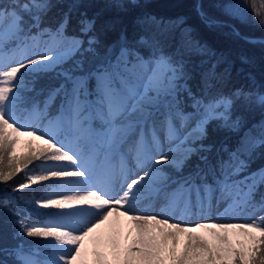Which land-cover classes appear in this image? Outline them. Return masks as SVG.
I'll return each mask as SVG.
<instances>
[{
	"label": "snow or ice",
	"instance_id": "6c2138e0",
	"mask_svg": "<svg viewBox=\"0 0 264 264\" xmlns=\"http://www.w3.org/2000/svg\"><path fill=\"white\" fill-rule=\"evenodd\" d=\"M52 6L50 0L0 4V183L6 184L19 170L18 135L27 134L43 141L39 148L30 146L33 156L42 157V172L26 173L27 182L11 191L52 178L62 180L60 186L66 189L57 198L32 201L40 208L61 210L48 213L49 223L36 226L23 217L16 219L20 236L51 238L45 245L46 259H35L21 245L14 250L16 264H89L85 240L112 217L131 221L135 231L127 246L113 240L115 264H264V215L247 223L169 222V213L177 207L185 212L203 210L221 200H231L230 207L250 205L258 186L264 185V169L236 179L247 168L241 155L264 146V123L258 130L254 126L255 135L246 134L242 149L229 153L228 159L218 156L215 164L207 155L212 147L203 143L212 120L221 121L220 127L238 128L239 118L231 119L234 101L252 94L242 89L231 95L214 92L213 81L220 79L215 64L200 73L202 87L194 93L184 53L204 54L206 48L192 41L187 29L183 30L187 39L176 52L166 50V29H161L133 44L122 36L119 51L110 48L87 72L82 60L65 69L63 65L77 53L95 56L99 40L95 21L89 19L80 21L79 31L86 39L68 36L69 13L54 29L44 26ZM246 7L243 0H236L226 11L245 19ZM172 23L179 27L183 21ZM259 23L264 26V19ZM141 48L149 49L147 57ZM53 72L63 78L58 88L44 100L27 95L34 92L32 78ZM57 97L61 102L52 114L49 108ZM257 100L264 106V94ZM37 122H47V127L41 129ZM193 156L203 166L197 163L188 176L171 181L178 186L169 193L165 167L179 171ZM31 158L24 161L25 167ZM5 161L11 169L7 173ZM143 196L163 197L161 214H137ZM8 205V198L0 200V207L11 211ZM260 206L264 209V195ZM198 232H207L215 243ZM234 234L247 243L237 247ZM181 235L187 242L178 251ZM93 255L94 264H112L101 251Z\"/></svg>",
	"mask_w": 264,
	"mask_h": 264
},
{
	"label": "trees",
	"instance_id": "16d2710c",
	"mask_svg": "<svg viewBox=\"0 0 264 264\" xmlns=\"http://www.w3.org/2000/svg\"><path fill=\"white\" fill-rule=\"evenodd\" d=\"M198 1H200L203 15L197 9ZM10 2L11 0H0V4ZM243 2L247 5L243 9L245 19L236 18L226 11V6L236 3V0H50L53 6L44 18V26L54 29L63 20L64 14L69 13L66 34L86 39L79 31L80 21L82 19L95 21L94 33L99 40V44L95 45L96 55L84 53L81 57L77 53L75 56L83 61L84 72L99 63V58L103 57L110 48L118 52L122 36L133 44L142 35L148 36L166 29V50L176 52L182 40L187 39L183 35V30L187 29L191 40L206 48L204 54L184 53L192 74V79L189 81L192 91L199 92L202 87L200 73L215 64L216 73L220 79L218 82L213 81L214 92L222 91L225 95H231L237 89H242L252 94L247 100L241 98L234 101L231 119L239 118L238 128L220 127L222 122L217 120L209 122L207 138L203 143L212 147V151L207 155L215 164L218 156L228 159L229 153L242 149L246 134L252 132L255 135L254 126L258 130L259 125L264 123V106H261L257 100L258 94H264V43H253L244 38L264 39V26L259 23L261 19H264V0H243ZM180 20L183 23L179 27H174L172 22ZM207 20L212 23L208 24ZM235 30H238L237 34ZM84 47H87L86 43ZM140 51L145 57L149 55L147 48H141ZM75 57L66 64V67H74ZM76 74H80L79 69ZM32 79L31 86L34 92L27 95L38 100H44L50 90L58 88L63 82V78L54 72ZM60 102V97H57L50 106L49 112L55 114ZM44 124L45 122H42L40 126ZM225 149L227 151H224ZM30 156L32 158L27 165L33 164L37 170L38 163H42V157L33 156L29 149L28 152L16 155L20 161L19 170L13 172L12 178L6 184L0 183V200L8 198V207L11 209L9 211L0 207V264H16L14 250L21 245L27 252L36 250L37 260H43L49 251L45 245L50 243L51 238L46 240L39 237L20 236L19 225L15 222L16 219L23 217L28 223L36 226L49 223L46 215L30 211L27 204L20 199V194L25 191H34L33 193L39 196L50 187L51 183H56L55 179L37 181L29 188L20 189L16 193L11 191L16 185L27 182L26 173L22 168L25 167L24 161ZM241 159L245 161L247 168L236 177L238 180L264 168V146H257L250 155L243 153ZM197 163L203 166L198 157L193 156L179 171L165 167L170 177L167 191L171 193L176 189L178 185L171 181L178 182L182 177L188 176L195 170ZM3 167L5 173L11 171L7 161ZM211 182L209 180V183ZM197 183L200 182L197 181ZM8 194H14L17 197L16 204ZM262 195H264V185H259L252 203L247 208L248 218L257 219L264 215V209L260 206ZM204 237L215 243L211 236ZM242 237L234 234L233 244L239 247Z\"/></svg>",
	"mask_w": 264,
	"mask_h": 264
},
{
	"label": "rangeland",
	"instance_id": "374dc122",
	"mask_svg": "<svg viewBox=\"0 0 264 264\" xmlns=\"http://www.w3.org/2000/svg\"><path fill=\"white\" fill-rule=\"evenodd\" d=\"M200 6H201L200 1H198L197 9L200 12V14L203 15V12L201 11ZM235 33L237 34L238 30L237 31L235 30ZM244 38L245 39H248V38L256 39L257 37H244ZM253 43H264V42H253ZM72 59H69L63 65L65 69H69V70L72 69V68L66 67V64L70 62V60ZM75 60H80V59L76 58ZM22 123H25V122L22 121ZM39 123L40 122H37L36 124L37 127H39ZM46 127H47V124L44 128ZM18 140H19V143L16 145V149H15L17 156L25 152H28L30 149V146L35 147V148H39L43 146V141L38 140L34 136H29L27 134L18 135ZM41 165L42 163H38L37 170L35 169L34 165H29L25 168L23 167L24 172L27 173L28 175H32V174L39 175L42 172ZM53 179L59 180V181L56 184H53L51 188L48 191H46L44 194H42L41 196L34 195L33 193L34 191H25V192H21L20 194L21 200H23V202H25L28 205V207L38 212L54 214V213L61 211L59 209H56L55 207L40 208L38 206H35L32 203V201L36 199H46L49 197L57 198L60 193L66 191L65 188H62L60 186L63 183L62 180L58 178H53ZM31 185L32 184H30V186ZM9 196L13 199L17 198L14 194H10ZM191 198L193 202H195V194H193ZM230 205H232L231 200H221L219 202H214L211 207H205L203 210H201L199 207H195L188 212H185L182 207H177L175 211L169 213V215L171 216V219L169 220V222L170 223L179 222V223H182V225L184 226H193L196 223H203V222L247 223V222H251L252 220H254L253 218H247L248 212L245 211V209L247 208L248 205H241L240 207H236V206L230 207ZM164 206H165L164 200L159 201L155 197L148 198L147 196H143L137 205L136 212L137 214L159 215L161 214V210L162 208H164ZM77 207L78 205H75V204L73 205V208H77ZM51 219L52 217L49 218V222ZM197 235L210 236L207 232H198ZM134 236H135V231L133 229L131 221L127 220L124 217L110 218L109 222H107L105 225H102L101 228L97 229L95 233H93L89 238L85 240V250L88 253L87 259L89 261V264H94L95 257L93 255V252L97 250L105 253L107 256V259L110 262L115 263V258L112 255L113 240L114 239L119 240L122 246H127V244L131 243V239ZM186 242H187V236L181 235L179 237V245H178L177 250L182 251ZM241 243H247L244 237H242L239 243V246ZM34 252H36V250L31 252V254L35 259H37Z\"/></svg>",
	"mask_w": 264,
	"mask_h": 264
},
{
	"label": "water",
	"instance_id": "95a60500",
	"mask_svg": "<svg viewBox=\"0 0 264 264\" xmlns=\"http://www.w3.org/2000/svg\"><path fill=\"white\" fill-rule=\"evenodd\" d=\"M247 40H250L252 42H264V39H262V38H256V39L248 38Z\"/></svg>",
	"mask_w": 264,
	"mask_h": 264
},
{
	"label": "bare ground",
	"instance_id": "6f19581e",
	"mask_svg": "<svg viewBox=\"0 0 264 264\" xmlns=\"http://www.w3.org/2000/svg\"><path fill=\"white\" fill-rule=\"evenodd\" d=\"M146 212V211H145Z\"/></svg>",
	"mask_w": 264,
	"mask_h": 264
}]
</instances>
